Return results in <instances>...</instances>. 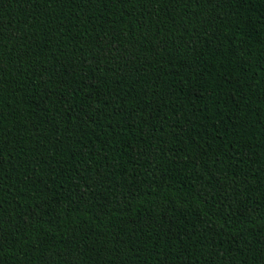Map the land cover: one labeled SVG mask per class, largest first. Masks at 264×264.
<instances>
[{"label":"trees","instance_id":"16d2710c","mask_svg":"<svg viewBox=\"0 0 264 264\" xmlns=\"http://www.w3.org/2000/svg\"><path fill=\"white\" fill-rule=\"evenodd\" d=\"M0 264H264V0H0Z\"/></svg>","mask_w":264,"mask_h":264}]
</instances>
